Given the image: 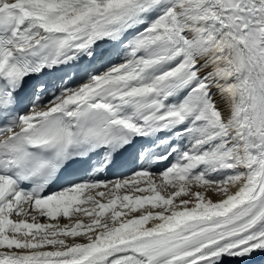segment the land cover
<instances>
[{
	"label": "bare ground",
	"instance_id": "obj_1",
	"mask_svg": "<svg viewBox=\"0 0 264 264\" xmlns=\"http://www.w3.org/2000/svg\"><path fill=\"white\" fill-rule=\"evenodd\" d=\"M34 1L36 2L31 5L29 0H0V15L11 11L23 14L24 21L16 37V42L19 43L14 45V53L33 52L45 42V39L56 36H62L66 43L56 59L59 71L51 73L44 89V92L46 89L50 91L52 100L24 112L18 126L11 132L32 128L37 123L61 113L60 110L75 111L83 108L82 103H89L103 109L110 116L109 121L119 125V130L129 135L132 147L142 143L143 148L138 153L136 151L133 159L123 164L120 169H116L119 163L112 160L110 152L98 151L91 164L82 171L86 179L85 183L42 197L17 193L10 182L0 176V264H264V0L246 2L245 0H177V10L187 15L183 18L180 30L184 33V38L190 40L192 47L194 45L195 48L194 58L191 61L193 68L196 69L194 70L196 77H194L205 87L203 95L207 96L206 103L210 105L216 125L220 127L219 134L225 139L222 146L225 153L223 156L225 169L232 173L230 181L224 184L216 182L196 188V180H187L186 183L196 191L188 192L181 189L180 192L184 194L179 198L172 193L158 191L159 186L163 188L165 185L164 182H159V178L162 177L163 181H166L178 172L173 165L169 168L166 166L173 162L179 165L181 157H185L182 156L184 152L181 149L184 144L180 146L179 143L180 135L184 133L178 128L181 126H178V123L176 124L178 127L174 128L173 121L176 115L173 114L175 111L172 112L169 108L171 104H152L151 109L148 108L150 113H146L148 115L145 116L139 113L140 110L135 111L132 99L126 100L129 98L125 94V97L120 99H118L120 96L115 98V94L107 95L108 99L97 97L99 92L107 88L110 80L114 81L118 73V70L109 67L110 64L121 60L119 50L127 44L126 40L139 31L135 28L139 25L131 29L123 27L121 31H114L131 9L128 11L123 9L112 15L111 9L120 8V4L109 0L86 11L68 12L73 5L89 3V0H47V3ZM138 1L136 2L140 5L144 0ZM202 7L211 9L215 13L212 21L209 16L208 19L198 16L197 12ZM152 16L154 18L155 15ZM204 22L210 25L213 23L211 27H216L220 32L221 37L214 44H206L200 37ZM104 30L110 33L104 34ZM136 55L132 56L136 58ZM140 57L143 56H137ZM89 61L91 65L87 68L86 63ZM100 71L101 74H97ZM133 71L132 69L131 72ZM84 78L88 79L87 83H82L78 88L74 87ZM122 83L124 84V81ZM126 88L121 90L126 91ZM116 90L117 88L114 91ZM90 91L95 95L88 97ZM189 95L192 98V95ZM143 96L145 97L143 99L148 100L155 95ZM191 98L188 99L189 102L192 101ZM149 102L147 104L151 103ZM179 120L180 118L178 122ZM186 127L184 130H187ZM170 136L173 137L171 142H169ZM183 142L185 143V140ZM230 152L232 156H228ZM137 170L139 171L134 176L138 180L142 177L145 180L146 173L143 174L142 171H150L151 176L148 178L158 179L155 183L149 181L146 183L155 184L156 194L145 195L146 197L136 195L137 197L130 201L127 198L124 201L119 199L118 203L126 207L127 211L115 210L112 223L109 225H101L98 228L90 226L92 223L88 226L83 225L89 230L78 236L77 243L80 245L74 249L65 250V246L73 244L71 240L64 238L52 244L48 242L47 237L43 240L49 249L48 253H43L39 251L40 248L30 247L23 240L27 234L38 232L47 234L51 228L53 231H62L67 226L64 225L67 220L62 221L64 224L59 223V220L68 216L66 208L72 201L81 199L83 193H94L85 197L89 201V198L106 193L107 188L109 192H113L120 189L118 187L133 186L134 176L130 177V174L124 176ZM183 171L181 172L184 173ZM7 202H9L8 206ZM105 206L109 208L107 203ZM13 234L19 237L16 235L17 238L13 240ZM26 248L28 250H25Z\"/></svg>",
	"mask_w": 264,
	"mask_h": 264
},
{
	"label": "rangeland",
	"instance_id": "obj_2",
	"mask_svg": "<svg viewBox=\"0 0 264 264\" xmlns=\"http://www.w3.org/2000/svg\"><path fill=\"white\" fill-rule=\"evenodd\" d=\"M106 1L109 0H97V1H93V0H89V3H84V4H75L72 6V8L68 11V12H72L75 10H87V9H91L94 8L95 6H97L98 4H102ZM110 1H117L118 4H120V8H110L111 9V14H117L119 12H121L123 9L124 11H128L126 16H125V20L122 19L121 22L119 23V25L117 27H120V29L123 30V27L126 28H135L139 29V31L136 32L135 35H133V37H131L129 40H126L125 42L127 44H125V49L127 47L126 50H124L122 53V55L124 54V56H121V60L118 63H112L110 65V67L112 68V70H118L117 73V77L115 76L114 79V83L118 84V86L116 84L113 83V85L111 86L110 89L112 90H105L106 95H109L110 92L112 94H116L119 90L121 92L117 93V97L122 98L125 97L124 94L129 98L132 99L133 101V106L135 107V111L138 112L141 115H148L150 113V109L152 106V104H167L170 105L169 108L170 110L173 112V114L176 115V118L174 119V128L178 127L182 133L185 134V136H183L184 134L180 135V138H182V140L179 138V143L182 149V152H184V154L182 156L185 155V157H181V163H179V165L175 164V162H173V164H168L166 166V168L171 167L172 165L174 166L175 169H178L176 172L177 175L174 176H170L168 178V180L163 181L164 178H159V182H164L165 185L162 187H158V191H163L166 193H172L173 196L175 195L176 198L179 197H183L184 193H181L180 190L184 189L188 192L191 191H196V189L192 186H190L187 182V180H196L197 181V186H195L196 188L198 186H203V185H207L210 183H218L220 182V184H224L225 182H227L228 180L230 181V179L232 178V173L231 171H227L225 169V162H224V157L225 153L223 152L224 150H222V146L224 145L225 139L219 134V129L220 127L218 125H216V120H215V116L214 113L212 115L211 113V107L208 103H206V99L207 96H204V85L202 84V82L200 83V80L195 79L196 77V72L192 66V62L194 58V54H195V48L194 45L192 47V43L191 41H187L186 38H184V33L182 32V23H183V18L187 17L186 13L183 14L184 12H179L177 10V0H144L143 2H140L141 4L139 5L137 2H139L138 0H110ZM137 1V2H136ZM166 1V2H163ZM247 0H245L244 2H246ZM148 2V3H147ZM151 2V3H150ZM166 3L169 5H166ZM240 3V2H239ZM90 4V5H89ZM127 4V5H126ZM133 4H135L133 6ZM138 4V5H137ZM145 5V6H144ZM83 6V7H82ZM171 6V7H170ZM82 7V8H81ZM143 7V8H142ZM168 8V9H167ZM236 8H238L236 6ZM253 8V6L251 7ZM108 9V10H110ZM127 9V10H126ZM142 9V10H141ZM202 9H204V11H202ZM170 10V11H167ZM206 10V11H205ZM211 9L202 7L200 9V11L198 10L197 14L200 17H205L208 19L207 16H209V18L212 21V18L215 16V13L212 12ZM131 11V12H130ZM67 12V13H68ZM137 12V14H135ZM212 12V14H211ZM239 12V11H237ZM253 13L255 11H252ZM214 13V14H213ZM252 13V14H253ZM130 14V15H129ZM183 14V15H182ZM203 14V15H201ZM207 14V15H206ZM141 15V16H140ZM152 15H155L154 18ZM145 16V17H144ZM135 17V18H134ZM142 17V18H140ZM150 17V19H149ZM143 19V20H142ZM179 21V22H178ZM139 22V23H138ZM145 22V23H144ZM153 22V23H152ZM175 22V23H173ZM209 22V21H208ZM173 24V25H172ZM206 24V25H205ZM213 24V23H212ZM211 24V25H212ZM128 27H127V26ZM130 25L132 27H130ZM209 25V26H208ZM210 23L207 24L206 22H204L201 33H200V37L204 40V43L206 44H214L216 41H218V38H220V32L219 30H217L216 27H211ZM173 26V27H172ZM177 26V27H176ZM208 26V27H207ZM122 27V28H121ZM210 27V28H209ZM142 28V29H141ZM207 28V29H206ZM211 30H209V29ZM213 28V29H211ZM141 29V30H140ZM179 29V30H178ZM216 29V30H215ZM173 30V31H172ZM175 30V31H174ZM208 30V32L206 31ZM107 31V30H106ZM104 30V32H106ZM166 31V32H165ZM170 33H169V32ZM214 31V32H213ZM139 32V34H137ZM204 32V33H203ZM207 32V33H206ZM211 32V33H210ZM108 33V31L106 32ZM169 34V35H168ZM173 34V35H172ZM203 34V35H201ZM213 34V35H212ZM216 34V35H215ZM142 35V36H141ZM167 35V36H165ZM172 35V36H171ZM176 35V36H175ZM212 37H211V36ZM175 36V39H174ZM209 36V38H208ZM217 36V37H216ZM136 37V38H135ZM139 37V38H138ZM144 37V38H143ZM215 37V38H214ZM206 38V39H205ZM211 38V39H210ZM133 39V40H132ZM209 39V40H208ZM214 41H213V40ZM166 40V41H165ZM207 40V42H206ZM211 40V41H210ZM134 41V42H132ZM162 41V43H161ZM180 41V42H179ZM132 42V43H131ZM164 42V43H163ZM174 42V43H172ZM176 43V44H175ZM180 43V44H179ZM139 44V45H138ZM141 44V45H140ZM156 44V45H155ZM178 44V45H177ZM132 45H135L132 47ZM138 45V46H136ZM169 45V46H168ZM174 45V46H173ZM180 45V46H179ZM182 45V46H181ZM131 48H130V47ZM173 46V47H172ZM129 47V48H128ZM141 47V48H139ZM158 47V48H157ZM162 47V48H161ZM175 47V48H174ZM182 47V49H181ZM184 47V48H183ZM137 48L138 50H135ZM143 48V49H142ZM149 48V49H148ZM133 49V51H132ZM147 49V50H146ZM164 49V50H163ZM172 51H171V50ZM187 49V50H186ZM189 49V50H188ZM128 50V51H127ZM130 50V51H129ZM154 50V51H153ZM158 52H157V51ZM163 50V51H162ZM182 50V51H181ZM132 51V53H131ZM122 52V49H121ZM131 55H130V53ZM137 52V53H136ZM178 52V53H177ZM193 52V53H192ZM127 53V55H126ZM129 53V54H128ZM134 53V54H133ZM137 55H136V54ZM138 53H141L140 55L143 57L137 58V56L139 57L140 55ZM162 53V54H161ZM168 53V55H167ZM175 53V54H174ZM156 54V55H155ZM189 54V55H188ZM132 55H136L132 56ZM147 55V56H146ZM185 55V56H184ZM168 56V57H167ZM188 57V58H187ZM126 58V59H125ZM129 60H128V59ZM131 58V59H130ZM133 58V59H132ZM135 58V59H134ZM143 58V61H141ZM159 58V59H158ZM166 58V59H165ZM124 59V60H123ZM165 59V60H164ZM171 59V60H169ZM190 59V60H189ZM123 60V61H122ZM128 60V61H127ZM131 60V62H130ZM135 64H134V62ZM168 60L170 62H168ZM138 61V62H137ZM178 61H182V62H178ZM186 61V62H185ZM128 62V63H127ZM141 62V63H140ZM160 64H157L159 63ZM168 62V63H167ZM178 62V63H177ZM122 63V64H121ZM125 63V64H124ZM170 63V65H169ZM176 63V64H175ZM139 66H138V65ZM144 64V65H143ZM165 64V65H164ZM181 64V65H180ZM146 65V66H145ZM158 65H160L158 68ZM168 65V66H167ZM120 66V67H119ZM132 66V67H131ZM137 66V67H134ZM166 66V67H164ZM178 66V67H177ZM122 67V68H121ZM128 69H127V68ZM134 67V68H133ZM119 68V69H118ZM167 68V69H166ZM188 68V69H187ZM121 69V70H120ZM132 69L134 70L133 72ZM138 71H135V70ZM141 69V70H140ZM143 69V71H142ZM148 71H145V70ZM179 71H178V70ZM130 72H129V71ZM123 71V73L121 72ZM126 74H125V72ZM128 71V72H127ZM145 71V72H144ZM170 71H173L170 72ZM183 71V72H182ZM136 74H135V73ZM120 73V74H119ZM134 73V74H133ZM142 73V74H141ZM154 73V74H153ZM165 73V74H164ZM172 73V74H171ZM189 73V74H188ZM124 74V75H123ZM134 77H132V75ZM140 74V75H139ZM159 74V75H158ZM164 74V75H162ZM189 76H188V75ZM119 75V76H118ZM123 75V76H122ZM126 75V76H125ZM130 75V76H129ZM143 75V76H142ZM157 75V76H156ZM168 75V76H167ZM170 75V76H169ZM181 75V76H180ZM128 76V77H127ZM139 76V77H138ZM195 76V77H194ZM123 77V78H121ZM124 77H126L124 79ZM142 77V78H141ZM157 77V78H156ZM161 77V78H160ZM165 77V78H164ZM183 77V78H182ZM129 78V79H128ZM141 78V79H140ZM156 78V79H155ZM180 78V79H179ZM187 78V79H186ZM120 81H119V80ZM127 79V80H126ZM167 79L169 81H167ZM179 79V80H178ZM118 82H117V81ZM186 80V81H185ZM191 80V81H190ZM122 81H124V84L122 83ZM128 81V82H127ZM132 81V82H131ZM167 81V83L165 82ZM172 81V82H171ZM195 81V82H194ZM128 84H127V83ZM130 82V83H129ZM156 82V84H155ZM163 82V83H162ZM166 84H165V83ZM176 82V83H175ZM182 82V83H181ZM198 83V84H197ZM124 86H123V85ZM136 84V85H134ZM152 84V85H151ZM163 84V85H162ZM165 84V85H164ZM201 84V85H200ZM146 85V86H145ZM158 87H156V86ZM163 87H162V86ZM167 85V86H166ZM180 85V86H179ZM193 85V86H192ZM196 87H195V86ZM119 86H121L119 88ZM127 88H126V87ZM130 86V87H129ZM159 86H161V88H159ZM171 86V87H170ZM200 86V87H199ZM123 87V88H122ZM150 87V88H149ZM153 87V88H152ZM155 87V88H154ZM192 87V88H191ZM115 88H117L116 91ZM124 88H126V91H122ZM132 88V89H131ZM148 88V89H147ZM166 88V89H165ZM170 88V89H169ZM122 89V90H121ZM193 92H192V90ZM169 90V91H167ZM189 90V91H188ZM109 91V92H108ZM147 91V92H146ZM197 91V92H196ZM133 92V93H132ZM108 93V94H107ZM122 93V94H121ZM153 93V94H152ZM196 93V94H195ZM128 94V95H127ZM135 94V95H134ZM139 94V95H138ZM155 95L153 97H151V99H143V95L147 96V95ZM192 95L191 96L189 95ZM194 94V95H193ZM129 95H131L129 97ZM157 95V96H156ZM186 95V96H185ZM199 95V96H198ZM137 96V97H136ZM159 96V97H158ZM157 97V98H156ZM191 98V102L188 101L189 98ZM201 97V98H200ZM135 98V99H134ZM145 98V97H144ZM167 98V99H166ZM170 98V99H169ZM177 100H176V99ZM200 98V99H199ZM140 99V101H139ZM157 99V100H156ZM164 99L165 102H164ZM186 101H185V100ZM199 99V100H198ZM145 100V101H144ZM168 100V101H167ZM184 102H182V101ZM139 101V103L137 102ZM148 101H150V104H147ZM162 101V102H161ZM137 102V103H136ZM153 102V103H152ZM161 102V103H160ZM136 103V104H135ZM142 103V106H141ZM184 103V104H183ZM135 104V105H134ZM139 104V105H138ZM176 105V106H173ZM182 104V105H180ZM145 105V106H144ZM188 105V106H187ZM141 108H139V107ZM144 106V107H143ZM163 106V105H162ZM198 106V107H197ZM203 106V107H201ZM175 107V108H174ZM138 108V109H137ZM146 108V109H144ZM150 108V109H148ZM173 108V109H171ZM191 108V109H190ZM137 109V110H136ZM178 109V110H177ZM186 109V110H185ZM189 109V110H188ZM196 109V110H195ZM177 110V111H176ZM185 110V111H184ZM200 110V112L198 111ZM209 110V111H208ZM143 111V112H141ZM147 111V112H146ZM149 111V112H148ZM182 111V112H181ZM184 111V113H183ZM192 112V113H191ZM197 114H196V113ZM207 112V114H206ZM148 113V114H146ZM180 113V114H179ZM202 113V114H201ZM211 113V114H210ZM179 114V115H178ZM200 114V115H199ZM195 115H197V117H195ZM188 116V117H187ZM212 116V117H211ZM202 117V118H201ZM178 118H180L178 122ZM182 118V119H181ZM184 118V119H183ZM197 118V119H196ZM201 118V119H200ZM205 118V119H204ZM213 118V119H212ZM192 119V120H191ZM177 120V121H176ZM201 120V121H200ZM204 120V121H203ZM184 121V122H183ZM188 123H186V122ZM195 121V122H194ZM215 121V122H214ZM213 122V123H212ZM178 123V126H176V124ZM195 123V124H193ZM186 124V125H185ZM197 124V125H196ZM200 124V125H199ZM204 124V125H203ZM203 125V126H202ZM186 127V129L188 130H184V128ZM184 127V128H183ZM194 127V128H193ZM182 128V129H181ZM217 130H215V129ZM213 129V130H212ZM179 130V131H180ZM184 130V131H183ZM197 130V131H196ZM202 131V132H201ZM217 133V134H216ZM203 134V135H202ZM210 134L212 136H210ZM187 135V136H186ZM185 137V139H184ZM187 138V139H186ZM189 138V139H188ZM208 138V139H207ZM210 138V139H209ZM221 139V141H220ZM185 140V143L183 142ZM217 140V141H216ZM223 140V141H222ZM169 141H172V136L169 137ZM200 141V142H199ZM213 142V143H212ZM183 143V144H182ZM190 144V145H189ZM198 145V146H197ZM187 147V148H186ZM191 147V149H189ZM195 147V148H194ZM201 147V148H200ZM200 149V150H199ZM187 150L190 152H187ZM191 150V151H190ZM186 151V152H185ZM196 151V152H195ZM202 151V152H201ZM223 152V153H222ZM192 153V154H191ZM189 156V157H188ZM228 156H232V153L230 152V154ZM192 157V158H191ZM215 157V158H214ZM185 158V159H183ZM190 158V159H189ZM187 161V162H186ZM199 161V162H198ZM185 162V163H184ZM201 162V163H200ZM197 165H195V164ZM222 163V164H221ZM181 164V165H180ZM185 164V165H183ZM203 165L201 167V165ZM189 165V166H188ZM193 165V166H192ZM179 166V167H178ZM183 170H182V168ZM191 166V167H190ZM195 166V168H194ZM190 169H187V168ZM222 167V168H221ZM181 168V169H180ZM194 168V169H193ZM197 168V170H196ZM200 168V170H199ZM201 168H203V170H201ZM186 171L189 170V171ZM193 169V170H191ZM196 170V171H195ZM225 170V171H224ZM181 171H183L184 173H182ZM200 171V172H199ZM204 171V172H203ZM202 172V173H201ZM226 172V173H225ZM143 174H145V180L142 177L141 179H137L134 176V173H131L129 176L133 177L132 180H135L134 185L133 186H125L123 188L118 187L120 189L117 190H113V192H109V188H107L108 190H106V193H101V195L99 196H95L93 198H85L86 196H82L81 199L75 201L72 204H69L67 206L68 208V216L66 218H61L59 221V223L64 224L62 221L63 220H72L71 222H67L64 225H67L65 227V229H63L62 231L59 230L57 231H53V229L51 228L50 230H48V233H43L42 232H38V233H32V234H27L26 238H24L23 240H25L27 242V244H29L30 247H34L35 249L40 248L39 251L45 253H48V247L45 246V241L43 240V238H47L48 237V242L49 243H56L59 242L61 240L68 239L72 241V245H68L65 246V250H72L74 249L76 246L80 245L78 242L79 237L78 236H82V233H85L87 230H89L88 227H83V225L88 226L92 223V227H100L101 225H109L112 223V218L114 215V211L115 210H119L122 212H126L127 209L126 207H122L120 206V204L118 203L120 200H133L134 197H146L147 196H152L156 194V187L154 186L155 184L151 185H147L146 183H155L156 180L158 179H153V177L148 178L149 176H151V172H142ZM188 175H186V174ZM194 175H193V174ZM197 173V174H196ZM185 174V177L183 176ZM192 174V175H189ZM207 174V175H206ZM212 175V176H211ZM152 176H156V175H152ZM192 176V177H191ZM176 177V178H174ZM194 177V178H193ZM228 177V178H227ZM186 178V179H185ZM199 178V179H198ZM203 178V179H202ZM226 178V179H225ZM137 179V181H136ZM176 179V180H175ZM198 179V180H197ZM142 180V181H141ZM202 181V182H201ZM194 182V181H193ZM199 182V183H198ZM168 183V184H167ZM138 185V186H137ZM142 185V186H141ZM187 188H185L186 186ZM216 185V184H214ZM155 187V188H154ZM191 187V188H190ZM150 188V189H149ZM165 188V189H164ZM167 189V190H166ZM191 189V190H190ZM190 190V191H189ZM103 191V190H102ZM116 195H115V194ZM92 194L94 193H89V196H92ZM161 194V193H160ZM133 195V196H132ZM137 195V196H136ZM119 197V198H118ZM131 198V199H130ZM91 199V200H90ZM120 199V200H119ZM102 200V201H101ZM92 201V202H91ZM112 202V203H111ZM115 202V203H114ZM100 203V204H99ZM107 203V206L109 207L107 209V207L105 206ZM111 203V204H110ZM103 204V205H102ZM101 206V208L99 207ZM105 206V208H104ZM12 207V206H10ZM72 212V213H71ZM76 212V213H75ZM99 213V214H98ZM48 216V213L46 214ZM107 222V223H106ZM58 226V225H57ZM1 229V228H0ZM47 230V229H46ZM225 231V230H224ZM46 232V231H45ZM40 233V234H39ZM71 233V234H70ZM76 234V236L74 235ZM17 234H13V240H15L17 238V236L19 237V235ZM63 236V238H62ZM78 237V238H77ZM61 238V239H60ZM74 238V239H73ZM13 240H11L13 242ZM76 241V242H75ZM11 242V243H12ZM75 242V243H74ZM44 249H43V248ZM20 248V247H19ZM52 248V247H50ZM24 249V248H21ZM46 249V250H45ZM63 249V248H61ZM25 250H28L27 248ZM50 250H54V249H50ZM60 250V249H58Z\"/></svg>",
	"mask_w": 264,
	"mask_h": 264
}]
</instances>
